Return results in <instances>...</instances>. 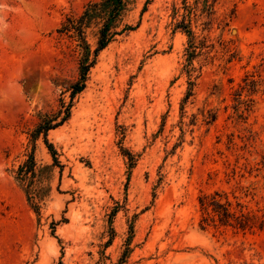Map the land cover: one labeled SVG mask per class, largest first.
<instances>
[{
    "label": "rangeland",
    "instance_id": "374dc122",
    "mask_svg": "<svg viewBox=\"0 0 264 264\" xmlns=\"http://www.w3.org/2000/svg\"><path fill=\"white\" fill-rule=\"evenodd\" d=\"M94 1L0 0V264H264V0H124L70 96Z\"/></svg>",
    "mask_w": 264,
    "mask_h": 264
},
{
    "label": "trees",
    "instance_id": "16d2710c",
    "mask_svg": "<svg viewBox=\"0 0 264 264\" xmlns=\"http://www.w3.org/2000/svg\"><path fill=\"white\" fill-rule=\"evenodd\" d=\"M124 6V0H98L87 5L85 10L76 18H66L57 28L60 34H66L76 41V47L79 52V72L78 78L71 84L70 96L80 91L84 86L85 76L89 68L96 61L98 53L110 42L115 31L109 32L111 21L117 18ZM100 17L103 20L102 27L98 30L96 44L93 48L89 44L85 35L86 23L93 18ZM69 105L62 102L61 108L52 113L50 117H42L35 129L32 131V137L35 138L40 133L44 134V141L47 143L46 132L62 124L69 116ZM51 153L55 154V149L51 148ZM54 157V156H53ZM54 161L58 160L54 157ZM218 192L212 195H203L200 197V203L203 209H211V212L218 217L221 224H233L242 229L250 227L248 216L243 212L235 214L229 209V202H222Z\"/></svg>",
    "mask_w": 264,
    "mask_h": 264
}]
</instances>
